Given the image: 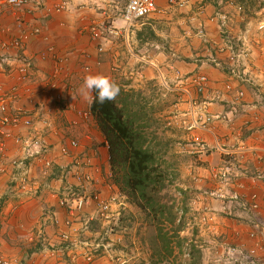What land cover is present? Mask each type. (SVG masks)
Listing matches in <instances>:
<instances>
[{"label":"crops","instance_id":"0c3cea01","mask_svg":"<svg viewBox=\"0 0 264 264\" xmlns=\"http://www.w3.org/2000/svg\"><path fill=\"white\" fill-rule=\"evenodd\" d=\"M235 1L241 3L238 0ZM50 2L55 4L58 1L50 0ZM160 2L161 0H158V7ZM242 5L244 7L243 12L250 11L251 14L239 16L241 15L240 12L228 0H219L217 5L208 2L198 5L196 0L185 1V9L183 10L186 12L187 17L184 16V18H189L191 22L190 26L185 27V35L190 37V41L195 42L198 41L197 37L200 36L199 31L204 29L209 38L207 41H213L217 45L227 40L236 41L239 38H246L251 52L245 66L246 71L254 81L253 85L239 82L223 68L212 65L207 66L208 64L199 66L190 59H187V62H169L168 65L171 69L179 67L185 69L183 70L185 75L179 74V78L182 80H190L198 74H206L210 79V86L204 95L199 96L201 105L206 103L208 111L217 115L228 113L232 119V122L215 120L208 128L196 130L198 135L210 146V152L207 155L198 156L199 160L205 164L190 169L192 181L190 176L185 175L183 177L184 181L188 183L184 184L186 185L185 189L195 188L201 190L198 200H196L198 205L193 204V210L201 209L204 212V209L208 210L215 204L219 205L221 209L226 207L220 205L214 197L206 193L207 190L217 187V180L213 177L214 169L222 165L226 159L219 151L218 146L231 145V147H239V149L244 146L246 153L249 151V155H246L247 160L241 166H243L242 169L249 167L251 173L250 176L245 177L244 174L241 178L235 179V185L230 186V189L236 191L238 188L245 187L248 192H257L260 201L259 209L262 212L257 216L263 217L264 220V179L257 180V183L253 181L251 185H248L250 179L255 180L253 175L256 170L264 172V33L257 29L259 22L264 20V3L257 6L246 3H242ZM68 8L69 11H63L59 14L47 15L45 12L33 11L35 14L31 15L28 11L30 6L28 9L12 10V8L0 5V41L2 39L7 41L17 39L24 32H27L28 35L25 38V48L23 50L14 48L5 50L0 47V93L5 90L9 91L11 85L16 83V79L12 77L16 72L14 70L23 65L26 60L30 61L32 63L30 76L33 77V80L25 85L26 89H21V95L13 106L20 105L32 108L34 105L40 104L46 115H49L52 120L54 131L57 133V135L51 133L49 140L53 145L49 156L54 158L57 166L53 173L43 179L42 168L36 164L38 161L34 162L35 166L30 170L32 179L30 185L34 192L27 194L17 189L14 190L13 185L15 184L10 178L13 174L10 173L11 166H9V171L0 177V261L9 260L14 262L19 260L26 261L25 264H44L33 263L36 254H29L27 248H30L31 244L37 241L48 242L49 245L55 243L57 245L61 242L60 232L64 230V227L59 228L56 225V220L62 221L67 218V213H64L65 211L59 205L60 192L66 186H64V174L58 165L71 166L76 163H84V155L96 151L97 155L92 158L93 167L90 168L98 181L95 187L105 189L103 186L104 180L112 173L105 137L92 115L88 118L81 115L90 110L91 104L84 100L78 91L83 84L84 75L100 74L109 77V70L105 64H96L95 43L90 41L86 34H80L81 32L78 31L81 26L78 21L80 14L77 12L76 2L71 1ZM231 11L233 13H230ZM219 12L229 15L228 24L224 27L220 24ZM154 14L149 18H154ZM158 16L165 17V13ZM117 20V24H124L121 20ZM144 25L145 23L137 27L138 37L133 34L134 31L130 28L124 34L127 39L117 41L115 44V48H118L119 43L126 46L127 55L131 54L135 66L139 69L136 72L143 78H145V74H149V70L153 72L151 66L155 64L153 61L157 60L158 57L153 54L156 49L148 50L150 52L147 54L148 51H142L140 45L137 44L142 41L141 38L145 37L143 31L139 32L143 30L141 27ZM146 26L148 27H144V29H149L152 36H154L155 26L157 25L154 26L153 22H149ZM35 27L42 28V33L40 35L28 34ZM193 28H198L195 35ZM169 34L172 40H176L177 35L175 33L166 34L162 32L164 37ZM45 36H48L47 40ZM139 37L141 38L139 39ZM148 40L146 38V43ZM109 42L111 40L107 41V44ZM50 46H54V54L49 50ZM108 46L110 47V44ZM123 49L121 47L120 51ZM144 50L147 49L144 48ZM197 50L198 47H195L194 52H191L190 47H188L187 49L183 48L181 52H185L187 55L191 54L188 56L193 58ZM209 50L207 48L201 54L210 55L213 53L208 52ZM87 57L89 58L85 61L86 63L81 61V58L85 60ZM60 59L64 60L63 72L56 79L55 67L60 65ZM87 64L92 66V70L88 73L85 69L82 71V67L87 66ZM146 67L148 69H145ZM55 79L56 82L59 80L58 89H50L46 92L51 81ZM227 83H230L233 87L230 92H224V85ZM69 87L73 89L69 91ZM222 90L223 96L217 100L215 95ZM192 92L195 93V90L192 89ZM241 92H243L242 95ZM14 132L15 134H25L26 131L22 128ZM71 139H78L80 146L73 151L72 156L60 157L58 154L60 144L68 143ZM10 140L8 156L13 158L21 156L20 147L16 145L13 139ZM6 164H8V161ZM240 182H245V186H242ZM47 184L48 186H45ZM227 206L230 205L227 204ZM237 209L240 208L236 207ZM240 216L242 217V214ZM245 217L248 219H243L244 221L252 220L250 215H245ZM218 218L219 223L225 224L224 222L227 221L221 216ZM228 221L233 220L228 218ZM231 226L221 225L216 227L217 230L211 234L227 232L226 242L234 244L237 243L236 241L245 240V232L241 229L243 225L233 226L231 224ZM213 240H215V247L222 244L221 240L218 241L216 238ZM22 262L19 264H23ZM82 263L80 262V264ZM60 264L66 263L61 262Z\"/></svg>","mask_w":264,"mask_h":264},{"label":"built area","instance_id":"2783aa9c","mask_svg":"<svg viewBox=\"0 0 264 264\" xmlns=\"http://www.w3.org/2000/svg\"><path fill=\"white\" fill-rule=\"evenodd\" d=\"M171 5L183 7L185 1L183 0H169ZM0 3L11 7L12 9L29 8V13L34 14L38 10H42L47 15L59 14L66 11L70 5V0H58L57 3L51 4L50 0H0ZM157 0H126V5L122 13V20L124 25L122 29L116 26L114 22L106 26L105 32L109 35L115 36L127 31L135 21L146 18L156 12ZM239 11L243 10L242 5L236 6ZM34 11V12H33ZM222 24L226 25L228 21L227 15H220ZM100 23L94 21L92 25L88 26V31L91 32L92 38H99ZM258 31L264 33V20H261L257 27ZM42 30L40 27H35L31 34L40 35ZM202 35H205L201 31ZM27 34H22L21 37L7 41L1 40L0 46L7 50L14 48L23 50L25 47V38ZM48 39V36H45ZM51 53H55L53 46H50ZM99 52H104L102 46L99 47ZM231 61L230 65L224 63V58L221 55H227ZM250 56L249 43L246 38H239L237 41L229 40V43L219 45L217 48V55H208L203 60V63H212L216 67H223L227 69L232 78L241 83L253 84L252 78L247 75L245 65L246 60ZM60 65L56 67V79L61 76L63 72L64 60H59ZM97 65H101L98 60ZM32 63L28 60L23 65L18 67L15 73L12 72V77L16 79V83L11 85L9 91L0 93V177L7 172L6 158L7 144L6 141L13 139L20 147L22 155L12 159L10 166L13 169V182L18 185L17 189L20 192L27 194L34 192L31 187L32 179L30 177V170L34 166V162L41 161L43 164L42 171L48 175L50 169H55L57 164L53 158L49 157V152L53 148L49 141L51 133L57 135L54 131V124L49 115H46L44 109L38 105L32 108L25 106H13L21 95V89H26L30 80ZM88 72L90 67H84ZM177 85L171 88L164 82V85L169 91H180L190 99L192 110V122L188 125V129H206L215 120L224 122H232L231 116L228 113L213 114L207 110L206 103L201 105L199 96L204 95L210 86V79L206 74H198L190 80H182L177 77ZM56 79L51 81L49 89L54 90L57 86ZM73 89L72 87L70 88ZM195 90V94L192 92ZM233 89L230 83H227L224 92H229ZM241 95L243 92L240 93ZM223 91L217 92L216 99H221ZM84 118L91 116L89 111L81 114ZM186 122V121H185ZM187 124V122H186ZM25 129V134H15L14 131ZM80 141L78 139H71L68 143H61L58 151L60 157H70L73 151L78 149ZM189 146L192 152L206 153L210 146L200 137L195 136ZM219 147V146H218ZM223 154L238 158L237 154L244 151V147L235 150H228L224 147H219ZM97 155L96 151L86 153L84 155V163H76L74 165L60 166L64 177L74 178L67 183L63 191L60 192L59 205L67 213V218L64 220H56V225L59 228L64 227L60 232V243L57 244L58 252L68 256V261L71 264H94L100 259L108 258L111 264H125L131 259L129 253L122 248V238L119 236L118 230L121 227L122 210L128 204L125 196H123L116 186L109 182L103 184L105 189L96 188L97 179L93 174L87 170L92 166V158ZM110 175L108 179L111 177ZM213 177L217 180V187L207 190L214 198L225 200L227 198L238 200L244 204L257 209L259 207L258 197L256 194L251 196L243 193L230 192L228 194V184L232 179V167L230 164L221 165L214 169ZM45 186H48L45 185ZM36 190H39L36 188ZM38 192V191H37ZM95 227H100L99 231H95ZM264 250L258 239L250 249L244 248L242 245H227L224 246V252L216 260L218 264L224 259H230L234 263L249 264L259 261L258 251ZM125 253V255H124ZM248 254V256H247ZM130 257V258H127ZM0 264H11L9 260H2ZM264 264V253L262 263Z\"/></svg>","mask_w":264,"mask_h":264},{"label":"rangeland","instance_id":"374dc122","mask_svg":"<svg viewBox=\"0 0 264 264\" xmlns=\"http://www.w3.org/2000/svg\"><path fill=\"white\" fill-rule=\"evenodd\" d=\"M71 1L76 2L78 8L77 12L80 14L78 21L80 22L81 27L78 28V31L81 32L80 34H86L89 37V40L95 43L96 48L94 47V55L97 58V62L99 60L102 64L107 65L106 67L109 70V78H111V80L121 81L124 84H129L128 87H133L135 89H142V90L145 89L148 90L149 92H150V88L148 83L152 82V86L156 88L153 97L155 100L154 104L158 106V109L153 114L154 115L153 121L155 123V128H158L156 130L157 133L156 136L159 138L161 142H163V144L165 145L168 151H171V153H174L176 155L175 161L178 162L179 165L180 177L178 178L175 186L171 188V193H173L176 197L181 199L182 195L178 192L177 187L179 186L185 189L186 185L184 184H188L184 181L183 177L185 175L190 176V169L196 166H203L205 163L199 160L198 154L194 152H190L192 151L191 150L192 148L189 146V144H191L193 138L196 135H198L196 128L191 130L187 128L190 122L192 121L191 117H192L193 107L192 105H190L191 104L190 99L188 98V96L184 95L180 91H176V90L169 91L164 85V82H166L168 86L174 88L177 85V80H178L177 77L179 76V74L185 75L183 71L185 69L180 67L176 69H171L168 64L169 62L173 63L174 61L187 62L186 60L190 59L191 61H195L197 64H199V66L203 65L200 59L203 60L204 56L201 53L207 50V48L210 49L208 52H214L217 47V44L213 41H205L204 39H202L201 36L197 37L198 41L195 42L190 41L191 40L190 37L185 35L186 32L185 27L191 25L189 18L187 19L184 18V16L187 17L186 12H184L183 10L185 8L174 4L171 5L169 0H164V1L161 0V2L159 3L158 10L154 14V18L143 19L141 21L136 22L131 27V29L134 31L133 34L135 36L137 35L138 37L137 27L145 23V25L141 27V29L143 30L139 31V32L143 31L145 37L144 38L139 37V39L141 38L142 41H140L137 44L140 45L142 51L156 49V51H153V54H155V56H158L157 60L153 61L155 63L154 64L155 66L150 65L151 68L153 69V72L149 70L148 71L149 74L148 75L145 74V78H143V76H141L136 72L139 69H137V67L135 66L134 64L135 62L132 59L131 54L127 55V49H125L126 46L119 43L118 48H115V44L117 41L119 42L127 39V37L124 36V34L126 33L123 31L122 34L112 36L109 35L108 32H105L106 26H109L112 20H115V22L118 21L117 19L120 20L121 18L120 14L124 4L126 3V0H121V4H119L118 6L115 5V1L112 0H70V2ZM183 1H187V0H183ZM218 1L219 0H196V3L198 5H203V3L208 2L210 4L217 5ZM238 1L241 3L252 4L254 6H257L260 3L261 4L264 3V0H238ZM12 10H19V9L15 8ZM67 11H69V8L64 12ZM255 12H257V10H255ZM163 13H165V17L158 16ZM230 13H233V11H231ZM249 13L251 14L250 11L240 12L241 15L239 16L241 17L243 15L247 16ZM94 21L100 23L99 34H98L99 38L97 39L92 38L91 32L88 31L87 29V27L92 25ZM149 22H153L154 26L157 25L155 26L156 31H154L155 32L154 36H152V32L149 29H144V27H148L146 25ZM165 23H169V24H165ZM117 25L120 27V29H122L121 25L119 24ZM172 27L174 28L173 30ZM193 31L195 35L198 32V28H193ZM162 32H165L166 34L175 33L177 35V38L176 40H172L170 34L167 37L166 36L164 37L162 36ZM146 38L149 39L147 42L148 44L145 41ZM109 40H111V42L108 43L110 44V47L107 44V41ZM99 45H101L104 48V52H103L104 54L102 52L101 53L99 52V47H100ZM121 47L124 48L122 51H120ZM188 47H190L191 52H194L195 47H198V50L195 53L196 54L199 53V54L198 55L195 54L193 58H190L191 56L189 57L188 55L191 54L187 55L185 52H181L183 51V48L187 49ZM144 48L147 50H144ZM149 52L150 51H148L147 54ZM88 58L89 57L85 58V60L81 58L82 59L81 61L85 62ZM87 65L91 69L92 66L90 64ZM207 66H211V65H207ZM83 69L84 67H82V71ZM145 69H148V67H146ZM91 70H89L88 72H90ZM56 83L57 86L55 87V89H58L59 80ZM35 90L34 92L36 93ZM49 90L50 89H47L46 92H48ZM185 121L187 122V124ZM9 141L11 140L9 139L6 141L7 144L6 159L8 160V164H6L7 172L9 171L8 169L10 166V161H12V159L17 158V157L13 158L11 156L10 157L8 156L10 152V148L8 145L10 143ZM226 148L232 150L234 149V147H231V145L230 146L226 145ZM243 152L245 153V156L243 158L238 157V160H236V158L228 159L231 158V156L225 159V162L230 164L232 167V179L229 182L228 187L230 186L233 187L235 185V179L241 178L244 174L245 177L250 176L251 173L250 168L248 167L242 169L243 166H241L247 160L246 155L248 154L249 151L246 153V151L244 150ZM36 164H38L40 168L43 167L41 161H38ZM91 167H93V162ZM91 167H89L87 170L89 171V173L93 174V171L90 169ZM240 169L241 171H239ZM96 170L98 171V169ZM54 171L55 169L52 170L50 169L48 175H50ZM12 172H13L12 169H10V173ZM41 174L44 176L43 179H46L48 177L47 174L46 175L44 174V171H42ZM253 176L255 180L250 179L248 181L249 182L248 185H251L253 181H256L257 183V180L264 179V172L262 170L260 171L256 170ZM190 177L192 181V175ZM10 178L11 179L13 178V174L12 177ZM72 179L74 181V178ZM72 179L65 177L64 186H67V183L71 182ZM104 181H106L105 183L109 182L108 178ZM105 183L103 184L105 185ZM244 183L240 182L242 186H245L246 183L245 184ZM13 184H15L13 185L14 190L17 189L18 185H16L15 182ZM187 189L190 192L189 203L191 206V212L188 214V219H187L188 223L185 230L182 232V235L187 237L189 241L185 243L184 247L182 248V251L180 252L181 264H189V263L191 264L193 261L192 257L189 254L190 244L192 240H194V242L198 244V246L200 247L202 246L201 248L203 254L202 264H215L214 261L218 258V255L220 256L218 252H221V249L219 251L218 246L217 248L214 246L215 240L213 239L216 238L218 239V241L221 240L222 244L225 245L234 244L232 242H226V239L228 237L226 234L227 232L222 234H211L212 232H215L217 230L216 227H219L221 225L222 226L227 225L229 227H232L231 224H233V226L243 225L241 229L243 232H245V240L236 241L237 242L236 245L240 244L244 248L250 249L253 247L255 241L258 239V241H260L261 243V246L264 247V220L262 219L263 217L257 216L260 215V213H262L260 212L259 209L260 208L259 198H258L259 207L257 209H254L253 207H250L249 205L244 204L238 200H232L229 198H227L226 200H221L219 198H214L216 199V201L219 202L220 205L222 206L224 205L226 207L221 209L219 208V205L215 204L212 206V208L208 210L204 209L203 212L201 209L193 210L192 208L193 204L195 206L198 205L196 203V200H198V195L199 193H201V190L198 189L196 190L195 188L193 189L187 188ZM233 192L251 194L254 191L248 192L245 187H242V188H238L236 191ZM228 194H230L229 191ZM227 204L230 206H227ZM236 207L237 208L239 207L240 209L236 210ZM132 209L133 210L131 211L129 210L130 212L126 214V217L129 218L128 225L126 224L124 228L122 226L123 223L122 222L121 227L118 230L119 236L122 238V242L120 246H122L124 251L129 253L128 256L131 257L129 262L128 263L126 262L125 264L148 263L151 260L149 247L153 239L152 235L154 236L155 234L154 227L146 219L143 213H141L139 210H136L135 208ZM241 214L242 217L240 216ZM245 215H250L252 217V220L248 222L244 221L243 219L245 220L248 219L247 217H245ZM220 216L223 219H227V221L224 222L225 224L219 223L220 220L218 217ZM228 218H231L233 221H228ZM95 228H97L95 229V231L101 232L99 231L100 227H95ZM210 230L212 231L209 232ZM45 243L46 242L44 241L42 242L37 241L31 244L30 248H27L29 254H34V253L36 254L34 259L35 261L33 260V263L60 264L61 262H64L66 264H71V262L68 261L69 258L67 255H63L62 253L58 252L59 249H57L58 247L56 243L52 245L51 244L49 245L48 242L46 244ZM222 244L220 246H222ZM263 253L264 250H260L257 252L260 261L257 262V264L262 263ZM21 262L22 261L18 260L14 262L11 261L10 263L19 264ZM25 262L26 261H23L22 263L25 264ZM224 262L225 264H237L230 259H224L221 263ZM111 263L112 262L108 258H103L94 264H111ZM163 264H168V262L167 263L164 262ZM249 264H255V263H249Z\"/></svg>","mask_w":264,"mask_h":264},{"label":"trees","instance_id":"16d2710c","mask_svg":"<svg viewBox=\"0 0 264 264\" xmlns=\"http://www.w3.org/2000/svg\"><path fill=\"white\" fill-rule=\"evenodd\" d=\"M113 81L120 87L116 99L92 103L90 110L108 145L112 171L108 180L129 204L122 210V226L128 225L126 214L132 208L139 210L155 231L149 247L151 260L143 264H181L180 252L189 241L182 232L191 212L190 192L178 186L182 198L171 193L180 170L176 155L156 136L158 128L153 121L158 109L153 98L156 88L152 82L148 83L149 92ZM190 254L191 264H202V249L194 240Z\"/></svg>","mask_w":264,"mask_h":264},{"label":"clouds","instance_id":"9594fccd","mask_svg":"<svg viewBox=\"0 0 264 264\" xmlns=\"http://www.w3.org/2000/svg\"><path fill=\"white\" fill-rule=\"evenodd\" d=\"M112 1H115V5H119V4H121V0H112ZM228 2L231 4V5H234L235 7L237 6V5H242V3H237L235 0H228ZM157 4H158V0H157ZM0 5H4V4H2V3H0ZM125 5H126V3L124 4V6H123V9H122V11H121V14L120 15H122V13H123V10H124V8H125ZM4 6H6V7H8L7 5H4ZM112 6V5H111ZM243 6V5H242ZM183 7H185V5L183 6ZM11 8V7H10ZM237 8V7H236ZM21 9H27V7L26 8H21ZM157 10H158V5H157ZM156 10V11H157ZM238 10V9H237ZM243 10H244V7H243ZM243 10L242 11H239V12H243ZM40 10H38L37 12H39ZM40 12H42V10L40 11ZM108 13H109V11H108ZM154 13H156V12H154ZM153 13V14H154ZM35 14V13H34ZM34 14H31V15H34ZM153 14H151V15H153ZM150 15V16H151ZM220 15H227V17H228V21H229V15L227 14V13H218V16H219V19H220V24L224 27V26H226L227 24H228V21H227V23H226V25H223L222 24V20H221V18H220ZM150 16H148V17H146V18H143V19H147V18H149ZM121 18H120V20L122 21V23H124L123 22V20H122V16H120ZM143 19H140V20H137V21H135L134 22V24L136 23V22H138V21H141V20H143ZM112 22H114L115 23V25L116 26H118L117 25V23L115 22V20H112ZM111 22V23H112ZM133 24V25H134ZM110 25V24H109ZM122 25H124V24H122ZM121 25V26H122ZM132 25V26H133ZM131 26V27H132ZM119 27V26H118ZM130 27V28H131ZM129 28V29H130ZM128 29V30H129ZM41 30H42V28H41ZM127 30V31H128ZM43 31V30H42ZM126 31V30H125ZM124 31V32H125ZM201 31H203L204 33H205V35H202L201 34ZM32 32V31H31ZM123 32H121V34H122ZM126 33V32H125ZM22 34H27V32H24V33H22ZM22 34L20 35V37L22 36ZM28 34H31V33H28ZM199 34H200V36L205 40V41H207L209 38H208V36H207V33L205 32V30L204 29H201L200 31H199ZM2 40H4V39H2ZM15 40V39H14ZM234 41V40H233ZM237 41V40H236ZM235 41V42H236ZM227 43H229V40H227V41H225V42H223V43H220V44H218L217 45V47H216V49H215V51L213 52V53H211L212 55H217V48H218V46L219 45H224V44H227ZM99 46H101V45H99ZM1 47V46H0ZM2 48V47H1ZM25 48V47H24ZM250 52H251V50H250ZM103 53V52H102ZM210 54V55H211ZM204 56V58L206 57V56H208V55H203ZM223 58H224V63H226L227 65L226 66H228V65H230V63H231V61H230V59H229V57H228V54L227 55H221ZM249 59V58H248ZM248 59L246 60V63L248 62ZM202 59H200V61H201ZM202 63H203V61H201ZM102 64V63H101ZM213 65L214 67H216L214 64H212V63H210V62H208V63H203V65ZM217 68H221V67H217ZM223 68V67H222ZM245 68H246V66H245ZM223 70L224 71H226L227 73H228V71H227V69H225V68H223ZM229 74V73H228ZM200 75V74H199ZM230 75V74H229ZM247 75H249V73L247 74ZM231 76V75H230ZM250 76V75H249ZM232 77V76H231ZM251 77V76H250ZM253 80V79H252ZM253 83H254V81H253ZM245 84V83H244ZM250 85H253V84H250ZM225 88V87H224ZM68 90L69 91H71V89H70V87L68 88ZM79 91V93H80V95L82 96V98L84 99V100H86L89 104H92V103H100V104H103L104 102H106V101H114L115 99H116V97L119 95V93H120V87L113 81V80H111V78H109V77H106V76H104V75H100V74H97V75H92V74H89V75H86L85 77H84V79H83V84L81 85V87H80V89L78 90ZM223 91V90H222ZM93 92H95V96H93L92 95V93ZM230 92V91H229ZM89 112H90V114H91V110H89ZM212 113V112H211ZM92 115V114H91ZM192 122V121H191ZM190 122V123H191ZM197 129V128H196ZM196 136H199V135H196ZM219 147H224L225 149H227L226 148V146H223V145H221V146H219ZM219 147H218V149H219ZM241 147H244V146H241ZM190 148V147H189ZM239 148V147H238ZM235 149H237V148H234L233 150H235ZM228 150H232V149H229L228 148ZM244 150H245V148H244ZM219 151L222 153V151L219 149ZM190 152H192V151H190ZM210 152V148H209V150L208 151H206V153H198V152H194V153H196V154H198V156L199 155H207L208 153ZM223 154V153H222ZM224 156H226L225 158H227V157H229L228 155H226V154H223ZM244 156V152L242 151V153L239 155V154H237V157H243ZM228 159H232V156H231V158H228ZM236 160H238V158H236ZM224 163H226L227 164V162H224ZM222 164V165H225V164ZM221 166V165H220ZM219 167V166H218ZM217 168V167H216ZM229 185V184H228ZM229 188V192H231L232 190L230 189V187H228ZM211 190V189H210ZM209 191V190H208ZM233 192V191H232ZM208 194V193H207ZM252 194H256L257 195V197H258V194L257 193H251V194H247V193H245V195H248V196H251ZM222 200V199H221ZM226 200V199H225ZM128 204V203H127ZM129 207V204H128V206H127V208ZM227 245H230V244H222V246H218V248H219V251H220V249H221V252H218L219 254H222L223 252H224V246H227ZM234 245H236V244H231V246H234ZM238 245H240V244H238ZM201 248H202V246H201ZM217 248V247H216ZM190 254V253H189ZM190 256H191V254H190ZM220 256L218 255V258H219ZM217 258V259H218ZM216 259V260H217ZM216 260L214 261V263L215 264H218V262H216ZM100 261V260H99ZM190 264V263H189ZM221 264H225V262L224 263H221ZM237 264H240V262H238Z\"/></svg>","mask_w":264,"mask_h":264}]
</instances>
